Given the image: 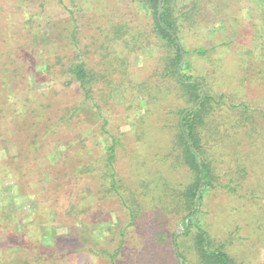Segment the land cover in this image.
Masks as SVG:
<instances>
[{
	"label": "rangeland",
	"instance_id": "rangeland-1",
	"mask_svg": "<svg viewBox=\"0 0 264 264\" xmlns=\"http://www.w3.org/2000/svg\"><path fill=\"white\" fill-rule=\"evenodd\" d=\"M190 1L192 0H176L178 9L189 5ZM263 1H204L200 6L206 8V15L217 13L219 17L215 16L217 18L214 20L218 21L221 15L224 23H216L212 33L206 31L204 35L190 34L186 37V47L189 50L197 46L209 47V60L197 56L188 57L190 65L186 72L193 77L206 73L205 86H208L211 93L224 94L231 100L235 105L233 115L239 113L242 118L244 111L254 116L249 117L248 128H236L234 137L222 136L215 150H210L218 167L214 181L217 186L210 190L198 206L201 211L199 217L209 236L210 248H219L226 252L235 264H264V23L256 18L260 14L256 7ZM215 6H219L222 13H218L214 9ZM144 15L132 0H0V176H3L0 179V219L2 218V225L6 229H12L13 225L19 231L20 226L31 222L28 200L19 199L15 194L5 200L1 197L15 191L13 187H16L17 182L14 177L19 176L12 173L15 168L25 167L28 170L30 185H33L42 169L48 170L54 165L62 168L74 165L71 160H82L83 155H80L78 150L76 158L73 153H69L68 155L73 156L64 163L62 159L66 147L60 143L64 139L76 141L77 134L80 137L81 134L83 137H89L81 153L86 150L89 155L99 153L103 149L100 141L104 139L100 133L103 121L100 113L106 119L109 135L121 134L118 137L122 140L123 147L118 149L120 155L116 162L117 170L127 168L126 174L131 172L132 167L130 168L127 161V157L133 156L129 153L131 149L136 151L135 155L138 157V166L135 165L134 168H138L139 177H144L148 169L160 168L165 159L172 160L168 157L172 152V131L167 128L159 133L153 130L154 126H150V122L145 124L150 129L149 136L147 132L141 133L139 130L136 133L134 130L135 121L145 117L143 101H139L142 103L141 107L137 105L138 100L142 98L137 93V84L151 74L155 56L153 47L128 56L125 46L114 43L113 50L121 55L114 63L117 68L121 66L119 70L123 75L121 78H114L117 86L112 90L110 98L100 100L95 97V102L101 107L100 113L94 107L93 101L83 100L77 84L64 87L54 79L46 81L44 75L38 73L40 68H44L45 61L53 63L57 55L71 57L73 54L84 52L83 48L90 44L92 37L102 42L105 33L109 31L104 27L112 22H120L118 20L123 19L135 26L149 25ZM74 26L78 28L75 34L76 42L82 50L73 48L76 46L75 41L67 37ZM222 41H228L226 46H213ZM88 49L91 52L94 47L89 46ZM215 58V62L221 58L220 65L212 64ZM96 61L93 60L94 63ZM36 75H40V81L35 82ZM168 103L167 110L157 111L152 107V116L156 118L164 115L160 125L166 120V124L171 127L178 119L175 107L184 104L182 101L178 104L174 97L166 98L163 102L165 106H168ZM73 104L80 105L74 117L71 112L68 115L64 113V118L60 117L64 109ZM245 105L248 107L247 112L244 110ZM15 110H18L17 117ZM44 126L52 129L51 134L45 131ZM138 136H141L140 140ZM39 137L58 139L59 149L48 151L47 146H38V149H35L33 146L39 142ZM95 141L99 142L96 150ZM7 147L11 148L10 154L5 151ZM14 154L18 156V159L15 158V164V159H11ZM5 170H9L12 175L5 177ZM174 174L175 180L184 185L187 181L185 173L176 171ZM57 181L56 184L60 187L50 191L53 195L51 199L59 203L57 211L63 215V220L53 231L56 238L68 235L67 240L74 241L69 237L71 227L74 228L72 232L79 236V240L90 241L92 235L95 236L97 224L91 225L92 229L88 232L92 234L88 235L83 231L85 228H78V222L71 220V217L69 219V216L78 210L76 207L84 210L81 219L94 216V210L101 209L108 217L106 222H111V232L117 231L116 227L123 226L126 222V214L118 202L90 193L80 187L82 182L77 181L78 186H75V182L74 185H68L66 182L62 185V182ZM173 183L176 184L174 181ZM9 186L13 188L12 191L7 188ZM73 187L82 192L77 193V190L74 195L69 196V189ZM65 188L68 189L67 192L63 190ZM230 189H234L236 193L233 194ZM149 211H146L144 216L154 215ZM178 218L179 216H172L162 224L164 230L172 236L166 239L172 264H177L174 256L175 245L185 264H202L198 263L195 257L193 235L196 230L191 229L187 237L182 236ZM30 227L34 226L27 225L24 228ZM140 228L139 224L129 228L124 234L126 256H135L140 251L144 242V239L140 238ZM104 237L110 247L115 246L119 240L112 233H106ZM53 264L107 263L98 256L81 252L68 255L66 259Z\"/></svg>",
	"mask_w": 264,
	"mask_h": 264
},
{
	"label": "trees",
	"instance_id": "trees-1",
	"mask_svg": "<svg viewBox=\"0 0 264 264\" xmlns=\"http://www.w3.org/2000/svg\"><path fill=\"white\" fill-rule=\"evenodd\" d=\"M204 1L209 3L212 0H192L189 5L178 9L176 0H132L138 10L144 12L149 25L135 26L127 20L119 19L120 22H112L113 25L110 23L105 26L106 28L104 27L109 31L105 33L102 42L92 37L90 44L83 48L84 52H80L78 55L73 54L71 57L57 55L58 57L53 63L45 61L44 68H40L38 73L44 75L46 81L54 79L58 84L62 83L64 87H72L77 84L78 90L83 95V100L93 101L94 107L99 112L101 107L95 102V97L100 100L110 98L112 90L117 86L114 83V78L116 76L121 78L123 75L119 70L121 66L117 68L114 63L115 59L121 56L113 50L114 43L125 46L128 56L139 54L145 48L153 47L155 56L152 61L154 67L151 74L143 82L137 84L139 87L137 93L142 97L138 100L137 105L141 107L142 103L139 101H143L145 117H140L135 121L134 130L136 133L139 130L141 133L147 132L149 136L150 129L145 124L150 122V126H154L153 130H157L159 133L167 128L172 131L170 143L172 152L168 156L172 160L165 159L160 168L148 169V172L143 175L144 177H139L138 168H134L135 165L138 166V157L135 155L136 151L131 149L129 153L133 156L132 158L127 157L129 166L132 167L131 172L126 174L127 168L126 170H117L119 148L123 147V142L118 137L121 134L118 133V136L109 135L106 130V119L99 112L103 120L100 133L104 139L100 141L103 149L99 153L97 152L98 154L89 155L87 150L81 153V150L86 147L85 142H88L89 137H83L82 134L80 137L77 134L76 141L64 139L60 143L66 147L62 159L64 163L72 158L73 155H68L69 153H73L76 158L78 150L79 154L83 155L82 160L77 162L74 159L71 160L72 163L74 161V165H66L62 168L52 164L54 167L50 166L48 170L42 169L37 174L33 185H30L28 170L25 167L17 166L12 172L19 175L14 177V181L17 182L16 187H13L15 191L8 195H2V200L9 199L14 194L19 199L28 200L27 203L31 207L29 215L31 222L20 226L18 231L13 225L12 229H6L2 225V218L0 219V264H53L66 259L68 255H77L81 252L98 256L107 264H172L169 244L166 243V239L172 238V236L164 230L162 225L172 216H179L182 236L187 237L191 233V229L196 230L193 241L198 263L235 264L226 252L219 248H210L209 236L199 217L201 211L198 206L201 205L203 198L210 193V190L217 186V182L214 181L218 167H216L217 163L210 150H215L222 136L234 137L236 128L249 126V117L254 116L248 115L244 111L241 114L242 118L239 113L233 115L235 105L231 103V100L224 94L211 93L208 86H205L204 74L206 73L199 77H193L186 72L190 65L188 57L197 56L209 60L207 54L209 47L197 46L189 50L186 47V37L190 34L204 35L206 31L212 33L216 23H224L221 15L218 21L214 20L219 17L216 15L217 13L212 12V15H206V8L200 6ZM256 8L260 12L256 18L264 23V1ZM214 9L218 13H222L219 6H215ZM71 15L73 17V14ZM262 26L264 27V24ZM98 28L101 29V26L98 25ZM77 29L74 26L68 32L67 37L75 41L74 45L76 46L73 48L82 50V47L76 42ZM227 43L228 41H222L213 46H226ZM89 46L94 47L93 51H88ZM214 54L217 53L214 52ZM182 57L183 61L181 62ZM93 60H97L96 63ZM215 61L216 58L212 61L213 65L214 63L217 66L221 64V58L217 62ZM39 76L34 77L35 82L41 80ZM173 97L176 101L178 100V104L180 101L184 104V106L175 107L178 119L171 127L166 124V120L164 124L160 125L164 115L153 117L152 107L157 111L167 110L169 103L168 106H165L163 102L166 98ZM79 107V104L67 106L60 117L64 118V113L68 115L70 112L74 117V113L78 111ZM244 110L248 111L246 105ZM14 113L17 117L18 110H15ZM37 116L39 117V114ZM44 128L47 133L52 132L49 127L44 126ZM34 137L36 138L37 135ZM140 138L141 136H138L139 140ZM38 140L39 142L33 146L35 149H38V146L41 148L47 146L48 151L53 148L59 149L58 139L39 137ZM98 144L99 142L95 141V150ZM10 149V147L6 148L7 154H10ZM29 153H33V151H29ZM11 157L13 160L18 159L15 154ZM176 171L177 173L184 172L187 176L184 185L175 180L174 172ZM12 173L5 170L3 175L9 177ZM1 177L3 176L1 175L0 179ZM65 177L67 179L64 180ZM56 181L62 182V185H65V182L68 185H70L69 183L74 185L75 182V186L82 182L80 187L87 189L90 193L118 202L126 214V222L123 226L116 227L117 231L111 232L109 229L111 222H106L108 217L101 209L94 210L96 217L91 215L81 219L84 210L76 207L78 210L76 209L77 211L71 216H67L78 222V228H85L83 231H86L88 235L92 234V232L91 234L88 232L89 229H92L91 225L97 224L95 236L92 235L90 241L89 239L79 240V236L72 232L74 228L71 227L69 237L74 241H68V235L64 238H56L53 231L63 220V215L57 211L59 203L55 199L52 200L53 195L50 194V191L60 187ZM74 187L69 189V191L71 190L69 196L74 195L79 189ZM7 188L10 191L13 189L11 186ZM63 190L68 191L66 188ZM230 191L233 194L236 193L234 189H230ZM80 192L82 190L77 191V193ZM148 210L152 211L154 215L144 216ZM13 214L17 215L16 212ZM139 224L140 230H142L140 238H143L144 242L137 255L126 256L124 234L129 228ZM27 225L34 227L25 229L24 227ZM106 233H112L119 238L115 246L110 247V244L104 241ZM175 246L174 256L177 264H185L177 245Z\"/></svg>",
	"mask_w": 264,
	"mask_h": 264
},
{
	"label": "water",
	"instance_id": "water-1",
	"mask_svg": "<svg viewBox=\"0 0 264 264\" xmlns=\"http://www.w3.org/2000/svg\"><path fill=\"white\" fill-rule=\"evenodd\" d=\"M159 1H160V0H159ZM159 10H160V9H159ZM182 61H183V57H182ZM182 61H181V62H182Z\"/></svg>",
	"mask_w": 264,
	"mask_h": 264
}]
</instances>
